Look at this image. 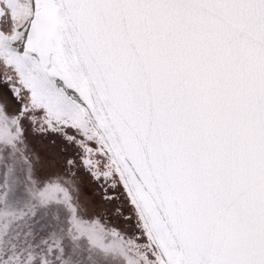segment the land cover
Wrapping results in <instances>:
<instances>
[{"label": "snow or ice", "instance_id": "obj_1", "mask_svg": "<svg viewBox=\"0 0 264 264\" xmlns=\"http://www.w3.org/2000/svg\"><path fill=\"white\" fill-rule=\"evenodd\" d=\"M0 264H264V0H0Z\"/></svg>", "mask_w": 264, "mask_h": 264}]
</instances>
